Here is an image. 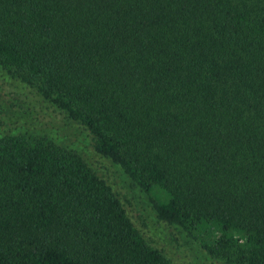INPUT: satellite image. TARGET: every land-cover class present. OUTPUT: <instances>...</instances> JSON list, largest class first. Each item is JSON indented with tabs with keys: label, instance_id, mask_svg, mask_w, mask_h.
<instances>
[{
	"label": "trees",
	"instance_id": "trees-1",
	"mask_svg": "<svg viewBox=\"0 0 264 264\" xmlns=\"http://www.w3.org/2000/svg\"><path fill=\"white\" fill-rule=\"evenodd\" d=\"M0 94V264H264V0H0Z\"/></svg>",
	"mask_w": 264,
	"mask_h": 264
},
{
	"label": "rangeland",
	"instance_id": "rangeland-1",
	"mask_svg": "<svg viewBox=\"0 0 264 264\" xmlns=\"http://www.w3.org/2000/svg\"><path fill=\"white\" fill-rule=\"evenodd\" d=\"M8 103L5 102V98L0 94V122H3L4 125L16 126L19 122H25L30 125H37L40 121L39 118H27L24 115H21L18 108L11 107V112L7 111ZM15 112V113H14ZM22 120V121H21ZM1 134V133H0ZM1 136V135H0ZM158 194L160 191L157 190ZM127 211L130 216H132L136 226L141 228L140 231L145 235L149 242L153 246L164 249L168 258L172 264H192L191 263V254L187 247H184L183 242L178 236L174 234L166 225H149L144 216H142L135 208L129 207L126 205ZM208 264H224L222 262L212 261Z\"/></svg>",
	"mask_w": 264,
	"mask_h": 264
}]
</instances>
